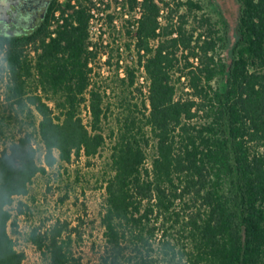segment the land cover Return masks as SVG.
Here are the masks:
<instances>
[{
    "label": "trees",
    "instance_id": "obj_1",
    "mask_svg": "<svg viewBox=\"0 0 264 264\" xmlns=\"http://www.w3.org/2000/svg\"><path fill=\"white\" fill-rule=\"evenodd\" d=\"M133 1L147 94L140 105L128 99L136 70L126 65L98 264H264V0H237L226 58L227 37L200 0ZM93 17L91 6L68 0L32 31L0 33V111L8 115L0 113V140L9 120L24 117L0 150V264L25 260L13 234L29 209L18 197L35 176L90 159L106 143L110 104L92 82ZM50 221L28 240L48 264H82L77 226Z\"/></svg>",
    "mask_w": 264,
    "mask_h": 264
},
{
    "label": "rangeland",
    "instance_id": "obj_2",
    "mask_svg": "<svg viewBox=\"0 0 264 264\" xmlns=\"http://www.w3.org/2000/svg\"><path fill=\"white\" fill-rule=\"evenodd\" d=\"M68 0H56L55 5L63 7ZM82 2L94 9V17L90 23V41L92 50L97 51L94 59L92 82L107 90V102L110 104L108 118L103 128L106 143L98 154L90 159L84 156L70 163H58L47 169L46 174H38L33 179L30 192L26 197H18L29 206L25 213L18 214V232L13 234L16 246L25 253L23 264H48L47 260L28 240L30 230L37 225L51 222L57 218L67 220L77 226L81 238L75 242V250L82 257V264H98V257L103 244L100 215L104 197V179L108 173V161L112 139L110 131L116 126V116L123 112L120 107L121 79L126 78L125 66L132 65L136 70L134 83L126 88L131 102H138L147 94L146 75L143 67L136 63L133 50L135 20L139 15V7L133 0H71V3ZM172 1V0H166ZM203 11L216 23L220 34L227 37V45L222 50L226 58L229 48L235 40V28L239 15L237 0H200ZM59 15V11L54 13ZM191 25L193 22H190ZM0 33L7 34L3 29ZM131 46V48H130ZM1 74V73H0ZM3 78L0 75V87ZM184 82V80H183ZM214 84V81L212 82ZM221 84L220 81L215 82ZM178 92L184 89V83H178ZM140 88L142 93L137 90ZM1 113V111H0ZM4 114V113H1ZM7 118V113L4 114ZM82 116L88 120V113L82 107ZM17 120H9L5 128V137L0 140V150L5 146L12 133L19 130ZM37 142V141H35ZM152 155L148 151V163Z\"/></svg>",
    "mask_w": 264,
    "mask_h": 264
},
{
    "label": "flooded vegetation",
    "instance_id": "obj_3",
    "mask_svg": "<svg viewBox=\"0 0 264 264\" xmlns=\"http://www.w3.org/2000/svg\"><path fill=\"white\" fill-rule=\"evenodd\" d=\"M56 0H0V29L23 34L37 28Z\"/></svg>",
    "mask_w": 264,
    "mask_h": 264
},
{
    "label": "built area",
    "instance_id": "obj_4",
    "mask_svg": "<svg viewBox=\"0 0 264 264\" xmlns=\"http://www.w3.org/2000/svg\"><path fill=\"white\" fill-rule=\"evenodd\" d=\"M93 13H94V9H93ZM94 15H95V13H94Z\"/></svg>",
    "mask_w": 264,
    "mask_h": 264
}]
</instances>
